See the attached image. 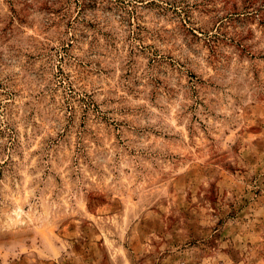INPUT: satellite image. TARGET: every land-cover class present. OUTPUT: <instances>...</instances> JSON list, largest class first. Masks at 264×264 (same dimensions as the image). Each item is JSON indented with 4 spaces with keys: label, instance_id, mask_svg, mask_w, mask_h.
<instances>
[{
    "label": "rangeland",
    "instance_id": "rangeland-1",
    "mask_svg": "<svg viewBox=\"0 0 264 264\" xmlns=\"http://www.w3.org/2000/svg\"><path fill=\"white\" fill-rule=\"evenodd\" d=\"M0 264H264V0H0Z\"/></svg>",
    "mask_w": 264,
    "mask_h": 264
}]
</instances>
